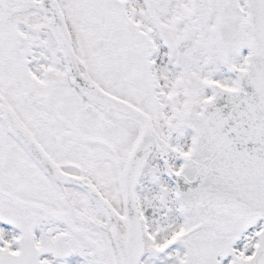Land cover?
Wrapping results in <instances>:
<instances>
[{"label":"snow or ice","instance_id":"snow-or-ice-1","mask_svg":"<svg viewBox=\"0 0 264 264\" xmlns=\"http://www.w3.org/2000/svg\"><path fill=\"white\" fill-rule=\"evenodd\" d=\"M0 264H264V0H0Z\"/></svg>","mask_w":264,"mask_h":264}]
</instances>
